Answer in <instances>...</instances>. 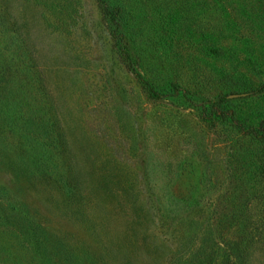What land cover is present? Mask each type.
I'll return each instance as SVG.
<instances>
[{
  "label": "rangeland",
  "instance_id": "rangeland-1",
  "mask_svg": "<svg viewBox=\"0 0 264 264\" xmlns=\"http://www.w3.org/2000/svg\"><path fill=\"white\" fill-rule=\"evenodd\" d=\"M208 1L121 0L140 79L96 0H0V264H264V0Z\"/></svg>",
  "mask_w": 264,
  "mask_h": 264
},
{
  "label": "trees",
  "instance_id": "trees-1",
  "mask_svg": "<svg viewBox=\"0 0 264 264\" xmlns=\"http://www.w3.org/2000/svg\"><path fill=\"white\" fill-rule=\"evenodd\" d=\"M98 2L100 11L102 16H104L108 21L109 26V35L112 39L114 47H116L119 57L128 65L131 71H135V74L140 78H144L142 73L138 70H135V60H133L131 55V42L133 39V33L125 24V18L123 17L122 10L124 9V5L126 2H121V0H96ZM137 0H135L136 2ZM239 1V0H232ZM208 0H204V4L208 3ZM128 5V4H127ZM172 13L168 15L162 16V25L163 26H172L177 25L176 17L174 15V10H171ZM227 16V15H226ZM225 16V17H226ZM227 18V17H226ZM230 24V22H228ZM161 25V26H162ZM204 28L207 26V23L204 22ZM206 29H201L202 33L206 32ZM210 51L215 52L216 46L209 48ZM149 85L150 92L155 90L153 89L151 84ZM236 93H239L235 91ZM234 92V93H235ZM152 93V92H151ZM156 93V92H155ZM233 93V94H234ZM237 95V94H236ZM235 242H224V244H218L213 241V245L211 246L207 259L205 262H201L199 264H240L241 260H243L244 252L239 251L236 247Z\"/></svg>",
  "mask_w": 264,
  "mask_h": 264
}]
</instances>
